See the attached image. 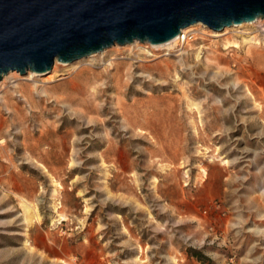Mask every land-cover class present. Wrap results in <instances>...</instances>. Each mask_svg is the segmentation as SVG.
Listing matches in <instances>:
<instances>
[{"label": "rangeland", "instance_id": "374dc122", "mask_svg": "<svg viewBox=\"0 0 264 264\" xmlns=\"http://www.w3.org/2000/svg\"><path fill=\"white\" fill-rule=\"evenodd\" d=\"M197 29L6 79L0 264H264V22Z\"/></svg>", "mask_w": 264, "mask_h": 264}, {"label": "water", "instance_id": "95a60500", "mask_svg": "<svg viewBox=\"0 0 264 264\" xmlns=\"http://www.w3.org/2000/svg\"><path fill=\"white\" fill-rule=\"evenodd\" d=\"M259 18L264 0H0V81L115 45L165 44L199 23L222 32Z\"/></svg>", "mask_w": 264, "mask_h": 264}, {"label": "bare ground", "instance_id": "6f19581e", "mask_svg": "<svg viewBox=\"0 0 264 264\" xmlns=\"http://www.w3.org/2000/svg\"><path fill=\"white\" fill-rule=\"evenodd\" d=\"M261 22H264V19L263 18H259V19H257L256 21H254V22H251V23H243V24H241V25H234V26H232V27H229V28H226V29H224L222 32H213V31H211L210 32V29L209 28H207L205 25H203V24H201V23H199V24H196V25H193V26H190V27H188V28H186V29H184V30H182V33H184V34H190V35H192L193 36V38L194 37H196L197 35H193V34H191L190 32H195V31H197L198 32V29L197 28H201L202 29V34L203 35H206V36H211V37H221V36H224V35H228V34H230V32H233V31H235L236 33H239V34H241V36H242V38H243V42H244V44H247V45H249V44H252V42H253V40H254V37H251L250 36V33H247V32H243L242 31V29L245 27V26H257V24H259V23H261ZM262 25V24H261ZM200 29V30H201ZM190 38H186L185 39V41H181V38H179V36L178 37H176L175 39H173V40H171L170 42H168V43H165V44H161V45H151V47L152 48H154V49H163V50H171V49H174L175 47H177V46H183L184 44H188L189 42H191L190 40H189ZM139 43L140 42H138V41H135L133 44H130V46H136V45H139ZM240 47V45L238 44V43H236V42H228L227 44H226V48L227 49H229V48H239ZM107 50V49H106ZM106 52L107 51H103V52H101V53H98V54H102V55H104V54H106ZM146 54H148L150 57H154L155 56V54H150V53H148V52H145ZM93 55H95V54H93ZM93 55H91V56H93ZM179 55H181V54H179ZM91 56H89V57H91ZM88 57V58H89ZM85 59H87V58H85ZM82 60H84V59H82ZM113 60L114 59H112L109 63H108V66H110V67H113ZM81 61V60H80ZM77 62H79V61H77ZM74 63H72V64H67V63H62V62H59L57 59L55 60V62H54V65H53V68H52V70L50 71V72H48V73H45V74H40V73H36V72H30V71H27L25 74H22V73H20V72H18V71H11V72H9L8 74H6L4 77H3V79L2 80H4L3 82H1L0 83V88L1 87H6V86H8V85H6V79H9V78H13V79H20V78H23L22 76L23 75H28L29 77H32V78H34L35 79V77H37V76H48V77H46V79H44L42 82L43 83H50V82H54V81H56V80H58V79H60V78H62V77H64V76H66L67 74H68V72H69V68H66V69H64L63 70V72H60L59 71V65H62V66H65V67H68V66H71V65H73ZM63 69V68H62ZM61 69V70H62ZM33 79V80H34ZM30 80V79H29ZM3 88V89H4ZM2 89V90H3ZM5 90V89H4ZM6 92H7V89L5 90ZM23 94H25L27 91L26 90H22L21 91ZM30 101V100H29ZM24 210H25V213L27 214V215H29V214H31V213H35V216L38 218V216H37V213L35 212V210L32 208V206L29 204V203H27V202H24ZM25 220H28V218L27 217H25Z\"/></svg>", "mask_w": 264, "mask_h": 264}, {"label": "built area", "instance_id": "2783aa9c", "mask_svg": "<svg viewBox=\"0 0 264 264\" xmlns=\"http://www.w3.org/2000/svg\"><path fill=\"white\" fill-rule=\"evenodd\" d=\"M179 38H181L182 42L185 41L186 38H190L189 40L192 41L193 36L190 35V34H184V33L181 32V34L179 35Z\"/></svg>", "mask_w": 264, "mask_h": 264}, {"label": "trees", "instance_id": "16d2710c", "mask_svg": "<svg viewBox=\"0 0 264 264\" xmlns=\"http://www.w3.org/2000/svg\"><path fill=\"white\" fill-rule=\"evenodd\" d=\"M195 257H197V259L200 261V262H202L203 260H204V258L201 256V254L200 253H198V252H195L194 254H193Z\"/></svg>", "mask_w": 264, "mask_h": 264}]
</instances>
